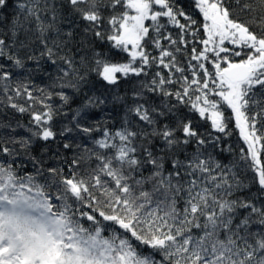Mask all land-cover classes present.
Masks as SVG:
<instances>
[{
    "label": "snow or ice",
    "instance_id": "6c2138e0",
    "mask_svg": "<svg viewBox=\"0 0 264 264\" xmlns=\"http://www.w3.org/2000/svg\"><path fill=\"white\" fill-rule=\"evenodd\" d=\"M192 6L0 0V264H264V0Z\"/></svg>",
    "mask_w": 264,
    "mask_h": 264
},
{
    "label": "trees",
    "instance_id": "16d2710c",
    "mask_svg": "<svg viewBox=\"0 0 264 264\" xmlns=\"http://www.w3.org/2000/svg\"><path fill=\"white\" fill-rule=\"evenodd\" d=\"M180 5L183 6L185 11L194 14L198 20L200 19V16L195 12V10L192 6V0H180ZM12 12H13V7L10 5L9 8L6 10L5 15L11 16ZM58 23H60L61 27L65 31H68L69 29H71L72 27H74L77 24H80L81 22L78 20V18L72 16L70 13L67 12V10H65L64 18H62V20L58 21ZM37 47H38V45H37ZM105 50H107V45L105 46ZM115 59L121 60V59H123V56L122 55H116ZM41 64H42L41 70L37 71L36 74L32 77V79L35 81L36 85H38V86H43L49 82V80H48L49 74H52V75L55 74V69L50 64L45 63L43 61L41 62ZM29 67L30 68L32 67L31 63H29ZM130 87H131V84L122 82L118 91L123 93L126 90H128ZM93 91H97V94H99L100 91H103V88L101 87V85L97 84L93 88ZM85 92H87L88 95L92 94V92L89 91L87 88H85ZM69 94H71V90H69ZM83 98H84L83 95L76 96L74 98V101L72 102V104L70 106V109L78 108L80 106V104L83 102ZM106 114H110L118 123L119 116L122 113L119 111V109H113L110 105L105 107L102 111L100 109H93L92 111H90L88 113L87 122L91 123L97 119H100L101 117L105 116ZM71 115H72L71 110H68V118L67 119H70ZM15 120H19L22 123L26 124L28 117L26 115L21 116L19 114H16ZM15 120L12 121L13 124H15ZM66 122H67V120L58 121L57 127L58 128L61 127L62 124L66 123ZM205 127H206V125H205ZM17 133L23 134V130L18 129ZM0 134H9V133H8V130H0ZM77 137H78V134L73 133L71 138L77 139ZM79 138L82 139L83 138L82 135H80ZM227 143L231 144L234 148H239L240 146H242L241 142L238 138V133L236 131H233V135L231 137L227 138ZM47 147H48V151L45 152L44 151V148H45L44 142L38 141L34 144L31 155L37 156V157H42L45 167L55 166V165H57L58 162L55 159H52L50 157H51V154L56 150V144H50ZM9 159H11V158H9ZM14 166L18 167L20 174L34 173V171H35L29 157L23 153L15 158V165Z\"/></svg>",
    "mask_w": 264,
    "mask_h": 264
}]
</instances>
